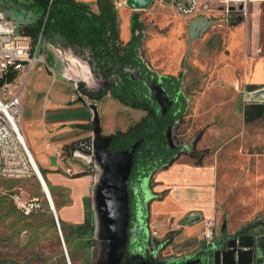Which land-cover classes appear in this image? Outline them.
I'll return each instance as SVG.
<instances>
[{"label": "rangeland", "instance_id": "rangeland-1", "mask_svg": "<svg viewBox=\"0 0 264 264\" xmlns=\"http://www.w3.org/2000/svg\"><path fill=\"white\" fill-rule=\"evenodd\" d=\"M122 1L125 3V0ZM227 3L233 4L232 1ZM123 6L117 10L121 21L128 8L126 4ZM172 9L153 0L146 9L133 11L140 14L146 26L143 53L150 64L162 73H185L184 91L190 98V109L185 120L171 128L172 142L190 148L197 133L205 130L198 148H209L210 151L202 164L217 166L218 169L212 187L204 192L210 197L215 211L210 218L220 219L216 222L215 231H238L239 227L264 216V115L252 123L243 119L245 106L264 103V98L261 92L253 94L258 90L252 88L230 89L214 75L218 59L235 57V52H239V43L231 41L228 44V37L239 27L231 26L232 21L239 19L237 11L183 16ZM0 11L12 14L18 27L36 21L40 15V11L31 6V0H0ZM220 62L219 67L223 66L222 59ZM95 78L101 83L99 88L105 85L103 80ZM17 79L25 82L27 78L18 75ZM0 93L7 96L4 86H0ZM87 152L92 163L94 157L91 151ZM120 153L126 152L111 154ZM37 159L50 184L68 186L65 184L68 183L66 175L56 180L51 168L44 167L42 160ZM188 159L189 156L182 155L180 161L183 163ZM150 182L152 184V180ZM97 190L100 191V188ZM97 190L96 201L99 202L94 207L91 198L92 204L88 209L95 226L93 231L83 225L85 218L82 215V218H65L59 211L64 244L55 214L38 177H0V264H119L125 250V237L120 240L116 236V242L100 241L95 237V229L101 237L110 232L108 208L103 193ZM89 191L92 195V190ZM52 193L55 198L56 193L53 190ZM116 193L118 200L125 202L124 187L118 188ZM99 196L101 201L97 199ZM16 197L39 198L44 202V209L25 215L18 208ZM124 213L127 214L126 202ZM128 264L164 263L149 258Z\"/></svg>", "mask_w": 264, "mask_h": 264}, {"label": "crops", "instance_id": "crops-1", "mask_svg": "<svg viewBox=\"0 0 264 264\" xmlns=\"http://www.w3.org/2000/svg\"><path fill=\"white\" fill-rule=\"evenodd\" d=\"M87 1L94 11L99 10L97 0ZM229 1L200 0V13L213 15L230 10L239 14V19L231 20L232 27H239L228 37V44L231 41L239 43V52H235V57L220 58L223 62L221 67L219 64L222 63L218 59L214 75L215 78L224 80L226 87L230 89L252 88L254 91L258 90L253 92L256 94L264 91V0H246V15L244 6L242 10L240 3L232 1L233 4H228ZM115 2L117 10L125 7L122 0ZM133 11L134 9L128 7L123 21L119 17L124 43L132 36ZM3 22H8L18 30V24L14 22L12 14L0 11V23ZM40 51L44 55V63L37 65L24 82L21 94V127L39 167L37 157L42 160L44 167L51 168L52 176L56 180H61L63 175L68 177V183H65L68 186H65L61 183L50 184L44 176L58 218L60 210L61 217L76 218L82 215L85 218L86 202L92 204L93 199L94 207L97 206L99 201H96L95 192L100 188V191H97L103 193L102 197L108 208L110 232L101 237L95 229V237L100 241L116 242V236L122 240L123 227L118 229L117 224L123 201L118 200L116 192L118 188H122L128 176L130 156L127 153L111 154L107 151L92 150L94 159L91 163L87 150L77 148L72 156H68L64 152V146L78 142L92 133L93 106H96L99 112L104 135L126 130L137 123L145 112L122 104L110 93L100 100H92L80 93L77 89L80 81L86 82L87 86L94 90L98 89L101 83L93 75L90 63L77 55L63 37H43ZM80 98L82 100H79ZM226 115L228 117L229 113ZM83 125L90 127L85 128ZM59 152L63 154L61 159L57 158ZM53 156L56 158V165H53ZM181 157L169 168L157 171L152 178V191L164 194L161 199L154 200L150 205L152 237L163 240L170 233H174L173 243L158 254V260L162 263L165 258L188 256L205 245L204 221L210 219L215 212L210 197L204 192L212 187L217 166L207 163L198 165L191 157L182 163ZM78 173L84 174L75 176ZM40 184L46 196L45 188L41 182ZM51 189L56 193L55 198ZM89 190H92V195ZM97 199L101 201V196ZM215 219L216 222L220 221L219 218ZM236 231L229 230V233ZM215 235L219 238L221 232L217 230Z\"/></svg>", "mask_w": 264, "mask_h": 264}, {"label": "trees", "instance_id": "trees-1", "mask_svg": "<svg viewBox=\"0 0 264 264\" xmlns=\"http://www.w3.org/2000/svg\"><path fill=\"white\" fill-rule=\"evenodd\" d=\"M97 5L99 10L94 11L91 4L80 0H31V6L40 11L39 18L19 25L18 31L31 36L35 43L40 35H62L74 47L76 54L89 61L94 76L105 82L103 87L93 90L86 82L80 81L77 84L80 93L92 100H100L110 93L122 104L145 112L137 123L112 134L106 151L127 152L131 156V167L125 181L126 243L119 264L139 263L149 258L158 260V254L173 243L174 233L163 240L152 237L150 205L164 194L153 192L150 181L157 171L169 168L182 155L201 165L210 150L198 148L204 129L197 133L190 148L173 144L170 130L185 120L190 109V98L184 91L185 73H162L146 59L143 53L146 26L140 14H133L132 36L124 43L115 0H97ZM16 78L17 72L9 68L1 74L0 86ZM263 115L264 103L245 106L246 123H252ZM76 149L77 142L64 146L68 156H72ZM41 171L45 174L42 168ZM89 205L86 202L83 225L93 231ZM244 235L264 238V216L243 225L233 234L223 230L215 240L216 248L226 249L228 242ZM197 259L200 264H214L212 246L205 244L188 256H173L162 261L164 264H188Z\"/></svg>", "mask_w": 264, "mask_h": 264}, {"label": "built area", "instance_id": "built-area-1", "mask_svg": "<svg viewBox=\"0 0 264 264\" xmlns=\"http://www.w3.org/2000/svg\"><path fill=\"white\" fill-rule=\"evenodd\" d=\"M162 5L171 6L183 16H194L202 11L200 0H155ZM240 3V9L246 15V0H230ZM242 6V7H241ZM3 19V18H1ZM40 35L37 43L28 35L19 33L8 22L0 23V73L13 68L21 77L28 78L33 69L44 63V55L40 51ZM7 96L0 93V177H32L37 176V168L24 140L21 127L22 104L21 94L24 82L15 79L13 82L4 83ZM58 159L63 158L58 153ZM41 169V168H40ZM18 208L25 215H33L44 209V202L39 198L16 197ZM55 217L56 214H55ZM216 219L204 221L203 236L207 245L217 251L215 245Z\"/></svg>", "mask_w": 264, "mask_h": 264}, {"label": "water", "instance_id": "water-1", "mask_svg": "<svg viewBox=\"0 0 264 264\" xmlns=\"http://www.w3.org/2000/svg\"><path fill=\"white\" fill-rule=\"evenodd\" d=\"M152 2L153 0H126L125 4L134 10H144ZM79 100H82V98H80ZM93 111H94V118L91 126L92 133L86 138L78 141L77 148H81L87 151H92V150L106 151L111 143L112 136L102 134L100 115L96 106H93ZM130 160H131V156H130ZM52 162L53 165L57 164L55 156L52 157ZM125 181L123 185L124 189H125ZM122 201H123V207H121L120 210L122 212L118 217L119 221L117 225H118V229L123 227V238H124L125 228L127 224V214L124 213V204L126 202V195H125V202L124 200ZM58 221L59 219L56 217V222L59 227ZM188 264H200V260L197 259ZM214 264H264V238H255L252 235H244L232 239L230 242H228L226 249H218L217 251H215Z\"/></svg>", "mask_w": 264, "mask_h": 264}, {"label": "bare ground", "instance_id": "bare-ground-1", "mask_svg": "<svg viewBox=\"0 0 264 264\" xmlns=\"http://www.w3.org/2000/svg\"><path fill=\"white\" fill-rule=\"evenodd\" d=\"M221 78H222V77H221ZM223 81H224V80H223ZM260 95H261V97L264 98V91H262V92L260 93ZM22 134H23V136H24V133H22ZM24 140H25V142H26V144H27V146H28V148H29V150H30V153H31L32 158H33V160H34V163H35V165H36V168H37V177H38V179L40 180V182L42 183V185H43L44 188H45V191H46V197H47L48 204H49V206H50L52 212H53L54 214H56V216H57V218H58V215H57L56 210H55V207H54L53 198H52L51 193H50V191H49V188H48V186H47V183H46V180H45V178H44V175L42 174V171H41V169H40V167H39V165H38V163H37V161H36V159H35V157H34L32 151H31V149H30V147H29V145H28V143H27V140H26L25 136H24ZM58 219H59V218H58ZM58 222H59V230H60V233H61V225H60V221H58ZM61 236H62V240H63V243H64V239H63V235H62V233H61ZM64 244H65V243H64ZM66 254H67V259L69 260V256H68L67 251H66ZM69 263H71V262H69Z\"/></svg>", "mask_w": 264, "mask_h": 264}]
</instances>
